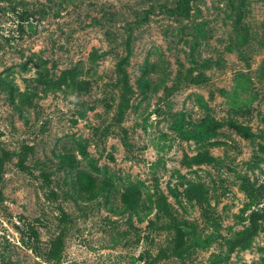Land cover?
<instances>
[{
  "label": "rangeland",
  "instance_id": "374dc122",
  "mask_svg": "<svg viewBox=\"0 0 264 264\" xmlns=\"http://www.w3.org/2000/svg\"><path fill=\"white\" fill-rule=\"evenodd\" d=\"M183 5L0 0V264H264V0Z\"/></svg>",
  "mask_w": 264,
  "mask_h": 264
},
{
  "label": "trees",
  "instance_id": "16d2710c",
  "mask_svg": "<svg viewBox=\"0 0 264 264\" xmlns=\"http://www.w3.org/2000/svg\"><path fill=\"white\" fill-rule=\"evenodd\" d=\"M190 0H183V9H186L189 5ZM86 173V171H84ZM92 184L90 186H86V190H91L94 186L96 178L90 175ZM247 191L252 198V200H260L264 198V183L256 186V185H248ZM262 204L261 207H256L252 209L250 215L248 216L249 225L246 229L232 241V249H235L239 246L247 245L250 240L258 233L260 230L261 222L264 221V201L260 202Z\"/></svg>",
  "mask_w": 264,
  "mask_h": 264
}]
</instances>
